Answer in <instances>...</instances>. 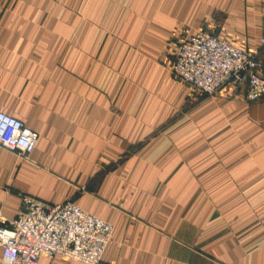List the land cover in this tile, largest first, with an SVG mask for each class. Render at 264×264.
Segmentation results:
<instances>
[{
  "label": "crops",
  "instance_id": "obj_1",
  "mask_svg": "<svg viewBox=\"0 0 264 264\" xmlns=\"http://www.w3.org/2000/svg\"><path fill=\"white\" fill-rule=\"evenodd\" d=\"M200 29L257 47L264 0H0V111L38 133L0 147L3 219L71 201L113 226L100 264H264V100L171 77Z\"/></svg>",
  "mask_w": 264,
  "mask_h": 264
},
{
  "label": "built area",
  "instance_id": "obj_2",
  "mask_svg": "<svg viewBox=\"0 0 264 264\" xmlns=\"http://www.w3.org/2000/svg\"><path fill=\"white\" fill-rule=\"evenodd\" d=\"M261 49L241 46L200 29L175 45L169 73L200 98L224 87L242 90L245 100H264V35ZM190 92V93H191ZM38 133L0 111V147L28 158ZM113 231L110 222L75 203L51 205L23 195L14 218L5 220L0 205V246L4 264H38L60 256L80 264H100Z\"/></svg>",
  "mask_w": 264,
  "mask_h": 264
},
{
  "label": "rangeland",
  "instance_id": "obj_3",
  "mask_svg": "<svg viewBox=\"0 0 264 264\" xmlns=\"http://www.w3.org/2000/svg\"><path fill=\"white\" fill-rule=\"evenodd\" d=\"M254 48H257V49H261V46H259V44H258V46L257 47H254ZM241 96H242V98H243V95H242V93H241ZM244 99V98H243ZM245 100V99H244ZM259 100V99H258ZM245 101H248V100H245ZM252 101H257V100H251V101H249V102H252Z\"/></svg>",
  "mask_w": 264,
  "mask_h": 264
}]
</instances>
